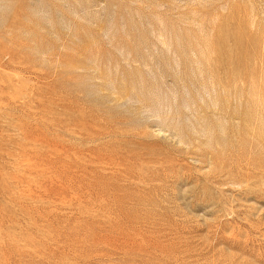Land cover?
Returning <instances> with one entry per match:
<instances>
[{
    "label": "rangeland",
    "instance_id": "obj_1",
    "mask_svg": "<svg viewBox=\"0 0 264 264\" xmlns=\"http://www.w3.org/2000/svg\"><path fill=\"white\" fill-rule=\"evenodd\" d=\"M0 264H264V0H0Z\"/></svg>",
    "mask_w": 264,
    "mask_h": 264
}]
</instances>
